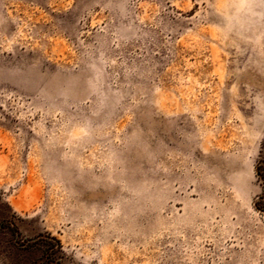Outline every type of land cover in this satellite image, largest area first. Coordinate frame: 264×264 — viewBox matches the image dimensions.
Instances as JSON below:
<instances>
[{
	"label": "rangeland",
	"instance_id": "1",
	"mask_svg": "<svg viewBox=\"0 0 264 264\" xmlns=\"http://www.w3.org/2000/svg\"><path fill=\"white\" fill-rule=\"evenodd\" d=\"M0 264H264V0H0Z\"/></svg>",
	"mask_w": 264,
	"mask_h": 264
}]
</instances>
